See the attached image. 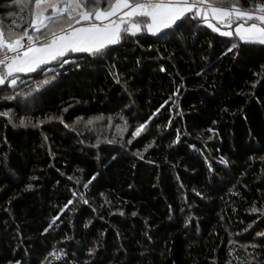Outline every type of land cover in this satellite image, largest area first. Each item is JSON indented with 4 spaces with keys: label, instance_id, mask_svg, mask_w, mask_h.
Listing matches in <instances>:
<instances>
[{
    "label": "trees",
    "instance_id": "trees-1",
    "mask_svg": "<svg viewBox=\"0 0 264 264\" xmlns=\"http://www.w3.org/2000/svg\"><path fill=\"white\" fill-rule=\"evenodd\" d=\"M10 11L20 23L12 0H0L5 25ZM138 39L113 46L103 59L72 54L82 68L65 66L33 107L0 99V112L12 109L17 124L0 117V264H41L46 257V264H249L254 250L242 245L252 244L264 264V239L256 235L264 217L251 212L264 209V46L224 55L232 39L196 21L167 38ZM6 94L11 90H0ZM170 96L176 103L164 104ZM54 116L69 125L78 117L102 119L73 131L48 119ZM23 117L44 123L20 126ZM177 131L180 142L169 147ZM54 249L57 256H49Z\"/></svg>",
    "mask_w": 264,
    "mask_h": 264
},
{
    "label": "snow or ice",
    "instance_id": "snow-or-ice-1",
    "mask_svg": "<svg viewBox=\"0 0 264 264\" xmlns=\"http://www.w3.org/2000/svg\"><path fill=\"white\" fill-rule=\"evenodd\" d=\"M246 2L247 7L242 0H12V6L19 9L21 22L17 23L14 17L18 14L11 11L8 12V17L12 18L11 24L5 25L4 20L0 19V90H11V94L0 96V99L21 101L25 107H33L35 97L42 94L58 79L64 72L65 66L71 64L76 69L82 68L78 60L70 59L72 54H86L95 59H103L110 54L113 46L120 45L124 41L135 39L138 43V38L144 35L167 38L180 24L190 21H196L197 24L202 22L213 33L231 38L233 42L224 55L234 52L242 45L264 46V0H246ZM25 12L28 16L27 21L24 20ZM209 46L211 47V42ZM238 54L237 52L236 55ZM112 69H115V65H112L110 74L116 83H120L119 74ZM161 71H164L163 67ZM33 73L43 74V79H31ZM202 73L203 69L197 75ZM261 74H264V65H261ZM25 77L29 79L26 80ZM255 86L253 84V87ZM179 90L178 87L173 96H177ZM173 96H170L164 104L169 101L175 104ZM164 104L157 108L147 120L136 126L131 133V139L127 140L128 144L147 131L150 122ZM62 111L67 112L68 109L65 108ZM0 117H6L13 127H17L12 109L0 112ZM48 119L58 120L64 128L75 131V124L83 122L87 127L93 125L94 121L101 120L102 117L89 118L87 121L78 117L74 125L67 124L62 116L48 117ZM121 119L124 120L123 117ZM171 122L169 118V125ZM43 123L44 121L40 120L33 123L29 117L19 120V125L24 127L29 124L37 127ZM124 123L127 125L126 120ZM117 127L120 126L117 125ZM208 131L215 132V129ZM4 142L6 143V138ZM178 142H180L179 131L169 147ZM151 146V144L147 145L145 151ZM135 155L143 159L140 152H136ZM6 158L5 154V160ZM205 162L209 172L214 171L207 157ZM219 163L227 166L228 160L221 156ZM95 178L93 175L83 187L87 189ZM31 179L37 178L31 177ZM68 179H75L77 183H80L78 177L70 176ZM32 188L33 184L28 183L27 189ZM72 195L76 196L77 193L73 191ZM197 195L201 194L197 193ZM80 199L83 203H88L82 193ZM73 203V200H68L57 216L52 218L53 223H50L44 232H48L49 228L54 226V222L59 219L60 213L69 209ZM251 212H258L264 217V209L253 206ZM120 214L123 215V212ZM132 215L135 216L136 213L133 212ZM190 219V217L186 219L185 224ZM256 235L264 239V232H258ZM232 243V240H229V244ZM242 247L245 250L248 247L254 250L249 253V264H259L255 252L259 245H242ZM94 251L95 248L88 249L90 254ZM48 255L57 256V253L54 249ZM60 255H66L63 249L60 250ZM46 261L47 257L41 264H46ZM16 264L20 262L17 261Z\"/></svg>",
    "mask_w": 264,
    "mask_h": 264
},
{
    "label": "rangeland",
    "instance_id": "rangeland-1",
    "mask_svg": "<svg viewBox=\"0 0 264 264\" xmlns=\"http://www.w3.org/2000/svg\"><path fill=\"white\" fill-rule=\"evenodd\" d=\"M223 30V29H222Z\"/></svg>",
    "mask_w": 264,
    "mask_h": 264
}]
</instances>
